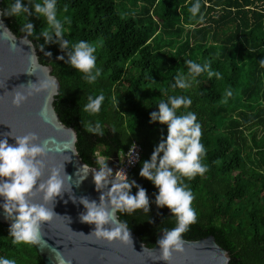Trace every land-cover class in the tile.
Masks as SVG:
<instances>
[{
  "label": "trees",
  "instance_id": "obj_1",
  "mask_svg": "<svg viewBox=\"0 0 264 264\" xmlns=\"http://www.w3.org/2000/svg\"><path fill=\"white\" fill-rule=\"evenodd\" d=\"M14 2L1 0L0 10ZM42 2L22 0L29 7ZM193 3L57 0V19L71 18V24L64 25L68 50L80 41L97 45L96 66L101 75L93 84L65 63L67 57L58 44L44 46L51 57L39 50L44 44L40 33L48 27L44 17L22 13L1 16V20L16 37L25 35L20 29L26 22L34 25L28 39L36 48L38 63L49 66L58 82L53 109L61 124L74 130L81 162L98 169L97 155L112 169L110 162L131 143L139 146V160L127 178L146 190L149 211H118L116 215L146 248L153 246L158 232L176 227L169 210L155 204L158 190L139 176L143 162L150 160L167 135L166 125L152 122L150 114L169 96L190 98L191 105L181 107L177 114H196L208 171L184 181L195 197L192 207L197 221L181 238L212 237L227 253V264H264V0H200L195 17L189 11ZM61 55L65 60H57ZM188 59L210 62L211 70L222 79H209L202 73L191 88H172L177 71L187 72L184 61ZM229 89L232 96L221 103ZM101 93L105 100L99 113L84 111L88 97ZM96 121L103 127L102 137L84 128ZM136 192L133 187L130 194ZM12 239L7 226L0 224V258L14 259L16 264H42L33 246L13 245Z\"/></svg>",
  "mask_w": 264,
  "mask_h": 264
},
{
  "label": "clouds",
  "instance_id": "obj_2",
  "mask_svg": "<svg viewBox=\"0 0 264 264\" xmlns=\"http://www.w3.org/2000/svg\"><path fill=\"white\" fill-rule=\"evenodd\" d=\"M200 8V0H195L189 11L195 17ZM66 10L67 7H65ZM22 13L28 17L35 14L37 17L46 19L48 27L40 33L44 40V44L39 46L41 52H44V46L47 44H58L67 59L65 60V55H61L57 56V60H65V63L72 69L82 74V78L88 84L96 82L101 75V70L96 66L97 45L80 41L68 50L70 42L64 39V25L71 24V18L57 19V0H43L42 3L31 4V7L22 3V0H15L10 7L0 10L2 17H13ZM199 19L202 22L203 15H200ZM0 30L4 35H11L15 39V36L2 21H0ZM20 31L25 33L21 43L32 49L29 59L37 60L36 48L28 39L34 34V25L28 21ZM11 48L16 51V44L13 43ZM44 55L51 57L52 53L44 52ZM184 64L187 72L177 71L175 82L172 84L174 89L191 88L194 83H198L197 77L202 73H207L209 79L212 77L222 79L219 72L211 70L210 62L200 64L188 59L184 61ZM261 64H264V60H261ZM50 87L48 81L29 82L27 86L20 85L11 92L12 106L19 108L29 97ZM20 89H24V91ZM231 96L232 91L229 89L225 92L221 103L226 104ZM104 100L105 96L102 93L95 98L89 96L84 111L93 115L98 114ZM190 105L191 99L184 96H169L167 101L159 102L158 111L150 114V120L166 125L167 135L166 138H161V142L153 150L150 160L143 162L139 172L141 178L150 181L158 190L155 196L157 208L166 207L176 220V227L172 230H163V237L157 242L160 255L155 258L164 262L171 261L174 253L185 251L182 234L197 221L196 210L192 207L195 197L184 181H190L197 175L202 176L208 171V166L203 163L206 149L201 143L202 128L201 124L197 122L196 114L190 111L177 114L181 107L187 108ZM47 109L48 102L46 101L40 112V116L46 121ZM84 128L93 135L104 136V130L99 121L87 123ZM111 131L115 133L116 129L113 127ZM4 136L5 139L0 140V198H3V204L0 207L3 208L5 219L12 221L9 235L13 238V245L41 246L43 226L54 216H59L53 212L55 200L67 192L73 203L78 202L86 210L79 215L80 222L95 226V230L87 236L83 233L73 232L68 228L69 231L74 235H81L95 241L111 243L118 240L121 244L132 246L128 223L118 219L116 214L118 211L131 214L141 209L147 213L149 198L143 187L137 185L135 181H129L123 169L117 171L112 178L114 168H109L107 162L102 163L98 169L83 165L82 168L86 174L76 180V186L79 187L91 171L95 188L102 194L99 197V204L90 201L88 197H80L77 201V198L71 195L70 181L72 178L65 174L64 163L50 168L47 178H44L48 153L53 150L59 151V148L49 147L50 144L56 143L54 139L41 141L34 132L15 136L11 131L5 133ZM9 136L15 140V145L8 144L7 137ZM64 147L67 148L68 145L65 144ZM132 148L135 149V145ZM133 153L134 151L131 155L135 162L138 159V154L134 155ZM69 160L70 157H67L66 161ZM109 184L111 187L107 191H102L108 188ZM133 187L137 189L135 195L130 194ZM38 194H42L40 202H33ZM67 218L70 223V218ZM43 247H46V244H43ZM142 247L144 251V246L142 245ZM55 258L58 264H72L71 260H66L59 252L55 253ZM0 264H16V261L0 258Z\"/></svg>",
  "mask_w": 264,
  "mask_h": 264
},
{
  "label": "water",
  "instance_id": "obj_3",
  "mask_svg": "<svg viewBox=\"0 0 264 264\" xmlns=\"http://www.w3.org/2000/svg\"><path fill=\"white\" fill-rule=\"evenodd\" d=\"M0 21H2L1 16ZM15 39L11 35H4L0 30V140L5 139L4 134L11 131L15 136L34 132L41 141L54 139L56 143L50 144L49 147L52 149L59 148V151L53 150L48 153L44 178H47L50 168L64 163L65 174L72 178L70 181L71 195L75 196L77 201L80 197H88L90 201L99 204V197L102 192L96 190L91 171L79 187L75 184L77 179L86 174L82 168L85 164L81 162L75 149L76 136L74 130L62 125L54 112L53 100L58 93L59 86L57 80L51 75V68L40 65L37 60L29 59V53L32 49L21 43L24 35L15 36ZM13 43L17 46L16 51L11 48ZM38 81H48L51 87L29 97L19 108L13 107L11 92L20 85L27 86L29 82L37 83ZM20 90L24 91V89ZM46 101L48 102L47 121L40 116ZM7 142L9 145H15V140L10 136L7 137ZM65 144L68 145L67 148L64 147ZM67 157H70L69 161H66ZM110 187L109 184L108 188L102 191H107ZM41 195L38 194L33 202L39 203ZM69 195L66 192L62 197L56 198L53 212L59 216H54L51 221L43 226L41 246L32 245L42 264H58L55 258L56 252H59L66 260H71L72 264L228 263L227 253L218 247L210 236L197 241H185V251L174 253L171 261L164 262L155 258L160 255L157 242L163 237L162 231L155 235L151 248H146L131 232L132 246L121 244L118 240L109 243L74 235L71 231L87 236L95 230V226L80 222L79 215L86 210L78 202L73 203ZM2 204L3 198H0V205ZM67 217L70 218V223ZM11 223L12 221L5 219L3 208L0 207V224L9 229ZM43 244H46V247H43Z\"/></svg>",
  "mask_w": 264,
  "mask_h": 264
},
{
  "label": "built area",
  "instance_id": "obj_4",
  "mask_svg": "<svg viewBox=\"0 0 264 264\" xmlns=\"http://www.w3.org/2000/svg\"><path fill=\"white\" fill-rule=\"evenodd\" d=\"M133 145H135V149L132 148ZM133 151H134L133 153L134 155L138 154V159L135 162L133 161V156L131 155ZM139 156H140L139 146L135 143H131L128 149L123 154H119L115 159L112 160L114 163L113 177L115 176V173L117 171H120L121 169H123L126 175L128 176L130 171L137 164L139 160ZM131 162H134V163H131Z\"/></svg>",
  "mask_w": 264,
  "mask_h": 264
},
{
  "label": "rangeland",
  "instance_id": "obj_5",
  "mask_svg": "<svg viewBox=\"0 0 264 264\" xmlns=\"http://www.w3.org/2000/svg\"><path fill=\"white\" fill-rule=\"evenodd\" d=\"M95 159H96V162L98 163V164H102V159L100 158V157H98L97 155H95ZM113 166H114V163H113V161H111L110 162Z\"/></svg>",
  "mask_w": 264,
  "mask_h": 264
},
{
  "label": "flooded vegetation",
  "instance_id": "obj_6",
  "mask_svg": "<svg viewBox=\"0 0 264 264\" xmlns=\"http://www.w3.org/2000/svg\"><path fill=\"white\" fill-rule=\"evenodd\" d=\"M113 168H114V166H113ZM113 168H112V169H113Z\"/></svg>",
  "mask_w": 264,
  "mask_h": 264
}]
</instances>
